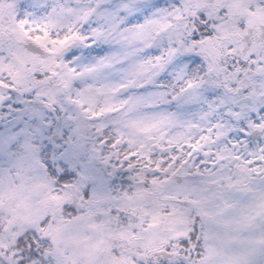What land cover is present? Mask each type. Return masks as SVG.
<instances>
[{"label": "snow or ice", "instance_id": "1", "mask_svg": "<svg viewBox=\"0 0 264 264\" xmlns=\"http://www.w3.org/2000/svg\"><path fill=\"white\" fill-rule=\"evenodd\" d=\"M0 264H264V0H0Z\"/></svg>", "mask_w": 264, "mask_h": 264}]
</instances>
